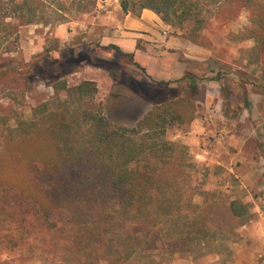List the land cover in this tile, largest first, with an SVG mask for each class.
<instances>
[{"label": "rangeland", "instance_id": "obj_1", "mask_svg": "<svg viewBox=\"0 0 264 264\" xmlns=\"http://www.w3.org/2000/svg\"><path fill=\"white\" fill-rule=\"evenodd\" d=\"M54 7L64 14L62 22H51ZM43 8L42 22L49 23L21 24L7 17L0 27V144L2 135L19 119H32L39 105L52 109L65 99L66 91L56 89L63 83L94 81L97 91L87 104L115 125H133L160 100L161 89L153 81L159 80L165 50L174 48L152 39L137 42L143 54L134 55V61L152 80L130 57L103 48L122 29L125 15L137 16L124 13L120 0H43ZM263 12L264 0H226L196 41L187 37L190 24L173 27L157 14L156 32L165 31L178 43L173 42L179 45L178 59L193 77L190 86L181 82L180 90L164 91L193 105L192 118L185 110V122L168 127L165 136L187 147L190 182L202 190L194 202H210L215 216L227 222L215 220L217 230L205 249L194 244L169 264H264ZM233 199L248 204L244 223L222 209ZM47 236L42 230L29 238L31 246L20 244L16 263L73 259L74 254L52 257L41 243Z\"/></svg>", "mask_w": 264, "mask_h": 264}, {"label": "trees", "instance_id": "obj_2", "mask_svg": "<svg viewBox=\"0 0 264 264\" xmlns=\"http://www.w3.org/2000/svg\"><path fill=\"white\" fill-rule=\"evenodd\" d=\"M225 1L120 0V6L137 16L150 9L180 29L190 24L186 36L196 41ZM58 9H51L52 23L65 18ZM44 12L43 0H0V27L7 17L49 23L42 22ZM103 48L130 57L146 73L133 53L114 43ZM192 78L153 81L161 98L131 126L115 125L91 108L87 102L97 88L83 80L56 87L66 91L65 99L52 109L39 105L32 119L8 129L0 144V264H20L18 246H31L29 238L42 230L52 257L74 254L64 264H169L194 244L210 245L215 220L227 222L210 202H194L202 190L190 182L187 147L165 136L168 127L185 122V110L192 118L193 105L164 91L180 90L181 82L190 86ZM222 209L229 218L249 219L248 204L240 200Z\"/></svg>", "mask_w": 264, "mask_h": 264}, {"label": "crops", "instance_id": "obj_3", "mask_svg": "<svg viewBox=\"0 0 264 264\" xmlns=\"http://www.w3.org/2000/svg\"><path fill=\"white\" fill-rule=\"evenodd\" d=\"M161 26V20L158 18L157 14L150 9L144 8L141 10L139 16H132L131 14L125 15L123 23L121 25L122 29L115 32L114 39L112 43L117 44L123 51L128 53H133L135 56L138 54H143L141 50L137 48V42L139 40H155L160 41L162 44H165L169 48H174L170 50H165L166 55L163 57L162 68L158 72L159 80H175L181 78L186 74L185 65L178 59L179 55V45L173 47V41L170 38H167L165 31L161 34L156 32L157 27ZM149 42V41H148ZM175 44H178L175 42ZM180 44V42H179ZM175 59L171 61L172 65L167 66L169 59Z\"/></svg>", "mask_w": 264, "mask_h": 264}]
</instances>
